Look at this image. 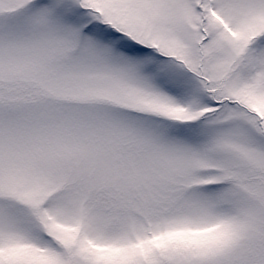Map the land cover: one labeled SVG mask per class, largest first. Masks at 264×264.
Returning a JSON list of instances; mask_svg holds the SVG:
<instances>
[{
    "label": "snow or ice",
    "instance_id": "obj_1",
    "mask_svg": "<svg viewBox=\"0 0 264 264\" xmlns=\"http://www.w3.org/2000/svg\"><path fill=\"white\" fill-rule=\"evenodd\" d=\"M0 264H264V0H0Z\"/></svg>",
    "mask_w": 264,
    "mask_h": 264
}]
</instances>
